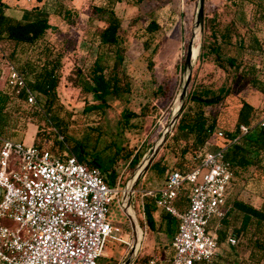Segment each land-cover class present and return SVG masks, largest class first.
I'll return each instance as SVG.
<instances>
[{
    "label": "rangeland",
    "instance_id": "1",
    "mask_svg": "<svg viewBox=\"0 0 264 264\" xmlns=\"http://www.w3.org/2000/svg\"><path fill=\"white\" fill-rule=\"evenodd\" d=\"M5 1L9 4L27 3L28 6L37 3L34 0ZM235 1L237 4L241 2V0ZM40 2L41 8L46 11L53 26L47 31L45 40L52 44L54 50H59L62 54L57 94L69 112L65 114L68 118L67 131L81 135L88 127L95 126L121 147L120 154L110 162L105 175L108 182L118 188V200H114L109 206V221L119 228L116 235L127 243L108 238L102 255L97 260V264H120L126 258L135 239L131 221L120 209V201L137 165L144 156L149 155L171 118L175 100L184 80V60L190 40H194L193 46L199 47V50L193 59L183 108L190 104L188 94L191 90H196L209 98L221 96L222 99L218 103L205 106V110L216 116V130L224 133L235 130L236 112L243 100L248 99L258 107L259 111L264 108V93L254 91L248 79L241 77L239 69L227 64L225 54L222 55L221 65L212 62L213 55L204 59L199 57L201 44L211 42V34L214 31L218 35L222 32L230 33L232 41L236 39V33L244 34L246 40L249 34L253 33L259 39L261 52L256 56L244 53L242 60L259 66L258 76L264 82V4L256 7L254 3L244 1L242 5H233V0H204L203 27L199 33V29L195 26L198 0H41ZM61 6L72 10V25L62 19L59 13L62 10L59 9ZM108 6H112L122 19L119 33L123 47L121 63L117 62L109 49L98 43L103 14L94 11V8ZM33 9L36 7L26 9V12H32ZM151 19L156 20L161 27L151 35L148 47L144 48L141 44V40L144 39L142 33ZM232 20L237 23L234 28L229 27ZM100 50L101 52L107 50V64L109 67L118 66L125 76L124 79L129 82L130 90L119 97L107 96V106L101 111H86L85 102L93 100L77 85V78L80 72L85 76L88 75L96 53ZM8 52V46L2 45L0 64L10 61ZM232 52L230 49L225 53L232 54ZM15 64L19 65L17 62ZM78 68L80 70H77ZM26 76L30 79V76ZM2 86L3 82H0V87ZM35 98L42 117L33 113L24 103L15 99L10 100L5 109L9 114V122L4 136L23 141L25 144H31L35 139L37 142L43 136H47L43 140L45 141L43 147L48 148L53 142L55 143L59 132L49 119L44 99ZM259 118L260 116L256 121L261 119ZM178 120L168 132L164 143L143 172L132 193V211L144 236L132 264H143L151 256L162 257L159 254L163 253V246L166 247L165 244L171 241V234L166 230L163 210L160 207L152 211L155 225L154 229L149 228L141 194L145 189L162 185L164 172L160 167L176 168L181 161L189 162V165L193 164V157L196 154L194 148L188 145V152L183 160L179 156V151L184 141L176 142L171 137L176 130ZM211 148L212 146L208 145L206 149ZM135 160H138L136 164H134ZM154 162H157L159 168L151 167ZM260 166L251 167L242 177H236L230 189L231 198L239 196L253 204L259 203L264 192V154ZM146 200L148 199H145L144 203ZM231 248L232 246L226 241L219 244L214 262L228 264L237 260L253 263L249 259L251 247L239 246L237 252H233ZM256 254L261 255L254 264H264V252Z\"/></svg>",
    "mask_w": 264,
    "mask_h": 264
},
{
    "label": "built area",
    "instance_id": "2",
    "mask_svg": "<svg viewBox=\"0 0 264 264\" xmlns=\"http://www.w3.org/2000/svg\"><path fill=\"white\" fill-rule=\"evenodd\" d=\"M0 82L10 96L22 94L26 104L37 103L11 62L0 64ZM239 129L243 135L250 128L242 124ZM217 134L230 142L238 139ZM57 136L63 145L59 153L0 135V264H97L108 238L127 243L109 221L118 188ZM226 147L197 151L190 168H174L161 186L142 192L143 208L148 199L178 222L172 255L151 256L143 264H197L214 257L234 176ZM183 190L186 205L181 208L177 199ZM227 243L235 245L236 238L229 235Z\"/></svg>",
    "mask_w": 264,
    "mask_h": 264
},
{
    "label": "trees",
    "instance_id": "3",
    "mask_svg": "<svg viewBox=\"0 0 264 264\" xmlns=\"http://www.w3.org/2000/svg\"><path fill=\"white\" fill-rule=\"evenodd\" d=\"M37 1L40 2L41 0ZM242 1L254 3L256 7L264 4L263 0H241L239 4L233 0V5H242ZM34 7H36L33 10L35 13L34 18L15 19L5 13L7 4L0 0V52L2 45L8 46L9 52L7 55L10 59L9 62L14 64L25 76L27 84L32 88L35 97L44 99L49 119L57 127V132L62 134L63 139L80 161L91 167L100 168L106 178L105 172L108 170L110 162L120 154L121 147L115 140L108 138L102 130L95 126L88 127L81 135L71 134L67 131L68 118L65 117V114L69 112L57 94V88L60 83L62 54L59 50H54L52 44L45 40L47 31L53 27L48 14L41 8V4ZM59 9H62L59 12L62 19L67 24L72 25V10L64 6ZM94 11L102 12L103 14L101 19L103 23L98 33V43L109 49L114 54L117 62L121 63L123 60V47L119 33L122 19L112 6L106 8L96 7ZM236 25V21L232 20L229 27L234 28ZM160 27L161 25L154 19H151L145 26L142 33L144 39L141 40L144 48L148 47V40ZM211 35V42L201 44L199 57L204 59L213 55L212 62L216 65H221L222 55L225 54L227 64L239 69L241 77L248 79V83L254 91L264 93V82L258 76L260 72L259 66L242 60L244 53L250 56L260 54L261 45L258 37L250 33L246 40L244 34L236 33V39L232 41L228 32H222L218 35L214 31ZM230 49L233 51L232 54H226L225 52ZM107 58V50L102 52L100 50V52L96 53L88 75L85 76L80 72L77 78V85L84 89L93 100L85 102L84 110L86 111H101L107 106V96L119 97L122 93H127L130 90L129 82L124 79L125 76L121 70L116 65L109 67L106 62ZM15 62L19 63V65L17 66ZM77 70L80 69L78 68ZM26 75L30 76V79ZM12 99L24 103L32 109L33 113L42 117L39 113L40 110L37 109L38 103L26 104L22 94L10 96L4 91L2 86L0 87V135L2 136H4L9 122V114L5 109ZM221 99L219 95L209 98L196 90H191L188 94L190 104L187 107L184 106L177 122L176 130L171 137L176 142L184 141V145L181 146L179 151V156L183 160L188 152V145H191L194 151L197 152L199 150H207L208 145L215 148L221 144H226L225 157L232 164L234 176L229 186V209L226 216L222 219L221 226L223 228L218 230L217 248L219 244L224 241L227 242V237L232 235L236 238V244L232 246L231 250L237 252V247L243 245L251 247L249 259L253 263L233 260L231 263L228 262V264H254L261 255L256 253L264 252V192L261 194L259 203L253 204L239 196L231 198L230 189L236 177H242L251 167H261L260 161L264 154V125H261V120L264 117L262 116L264 115V108L259 111L258 107L249 102L248 99L243 100L236 112L235 130L226 133L228 138L238 135V139L235 142H230L227 139L224 140L218 137V130H216L217 118L214 114L205 110V106L216 104ZM259 116L260 118L262 116V118L256 121ZM242 124L250 128L243 135H241L239 129ZM46 137L43 136L37 142L35 139L33 144L42 147L43 142H45L43 140ZM48 149L53 153H59L63 150L62 142L58 136L55 138V143L53 142ZM137 161L135 160L134 164ZM152 166L159 168L157 162H154ZM190 166L189 162L184 163L181 161L176 168L183 170L190 168ZM172 169L160 167V170L164 172V179ZM186 193L184 190L179 193L177 203L181 208L186 205ZM156 208L157 206L152 201H145L144 212L150 229H154L155 220L152 211ZM162 212L166 230L171 234L172 238L177 231L178 222L170 214L165 211ZM226 229H228L227 232ZM216 255L209 262L197 264H216L214 262Z\"/></svg>",
    "mask_w": 264,
    "mask_h": 264
},
{
    "label": "water",
    "instance_id": "4",
    "mask_svg": "<svg viewBox=\"0 0 264 264\" xmlns=\"http://www.w3.org/2000/svg\"><path fill=\"white\" fill-rule=\"evenodd\" d=\"M203 18H204V0H198L197 10L195 15V26L199 29V33H201L202 31ZM199 38H200V34L198 37V41ZM193 44H194V40L192 39L187 45V50L184 60V68H183L184 80L182 86L180 87L179 95L175 100V107L173 109L171 118L167 126L165 127L159 141L153 146L149 155L144 156L142 161L137 165L135 172L130 178V183L123 192V196L120 201V209L131 221L132 229L135 236L134 243L131 246L130 251L128 252L126 258H124V260L120 264H132L141 246V242L143 239V230L140 227V224L135 214L132 211V204H131L132 193L134 192V188L137 182L139 181V179L141 178L143 172L148 168V166L152 162L156 153L164 143L168 132L173 128L174 124L178 120L179 115L182 112L183 104L185 102V98L187 95L188 84L190 81L193 59L195 58V56H193ZM197 50H199V47H197Z\"/></svg>",
    "mask_w": 264,
    "mask_h": 264
},
{
    "label": "crops",
    "instance_id": "5",
    "mask_svg": "<svg viewBox=\"0 0 264 264\" xmlns=\"http://www.w3.org/2000/svg\"><path fill=\"white\" fill-rule=\"evenodd\" d=\"M4 1L6 4H7V8L5 10V13L15 19H26V18H34L35 16V13L32 11V12H26V9H30L32 7H34L35 5H39L41 4V2L37 1V0H34V1H37L36 4H31V6H28L27 3L25 4H19V3H14V4H9L7 3L5 0H2ZM27 1H32V0H26ZM34 10V9H33ZM166 247L163 246L162 250H163V253L159 254L161 255L162 257H165V256H170L172 255V247L170 245V242L168 244H165Z\"/></svg>",
    "mask_w": 264,
    "mask_h": 264
},
{
    "label": "bare ground",
    "instance_id": "6",
    "mask_svg": "<svg viewBox=\"0 0 264 264\" xmlns=\"http://www.w3.org/2000/svg\"><path fill=\"white\" fill-rule=\"evenodd\" d=\"M197 53H198V50H197V47L196 46H193V56H197ZM143 239H144V236H143ZM142 244V242H141Z\"/></svg>",
    "mask_w": 264,
    "mask_h": 264
}]
</instances>
